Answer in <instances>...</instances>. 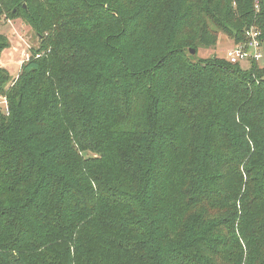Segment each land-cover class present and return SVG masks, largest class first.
Returning <instances> with one entry per match:
<instances>
[{"label":"trees","instance_id":"trees-1","mask_svg":"<svg viewBox=\"0 0 264 264\" xmlns=\"http://www.w3.org/2000/svg\"><path fill=\"white\" fill-rule=\"evenodd\" d=\"M2 18L39 45L12 82L0 66V264H264V66L190 53L250 27L262 45L264 0H0Z\"/></svg>","mask_w":264,"mask_h":264},{"label":"rangeland","instance_id":"rangeland-1","mask_svg":"<svg viewBox=\"0 0 264 264\" xmlns=\"http://www.w3.org/2000/svg\"><path fill=\"white\" fill-rule=\"evenodd\" d=\"M1 22L0 33L8 38L10 45L2 52L0 66L10 72V82H12L19 73L20 65L28 58L30 46L36 48L39 42L34 30L30 29L25 21L20 19L6 20L2 18ZM233 46L234 43L231 39L219 33L217 43L214 47H201L197 54L191 55V59L195 61L198 58H209L214 55L224 57L226 51ZM261 46L262 58L258 61L260 67L264 66V42H262ZM239 63L244 70L250 67V62L241 61ZM6 105L7 103L4 97L0 95V114L6 113Z\"/></svg>","mask_w":264,"mask_h":264},{"label":"built area","instance_id":"built-area-1","mask_svg":"<svg viewBox=\"0 0 264 264\" xmlns=\"http://www.w3.org/2000/svg\"><path fill=\"white\" fill-rule=\"evenodd\" d=\"M245 40L242 43H235L226 51L225 57L231 63L252 59L259 61L262 58L260 31L250 27L245 30Z\"/></svg>","mask_w":264,"mask_h":264},{"label":"water","instance_id":"water-1","mask_svg":"<svg viewBox=\"0 0 264 264\" xmlns=\"http://www.w3.org/2000/svg\"><path fill=\"white\" fill-rule=\"evenodd\" d=\"M24 6H25V5H24ZM190 53H191V54H195V50H194V49H191V50H190Z\"/></svg>","mask_w":264,"mask_h":264}]
</instances>
